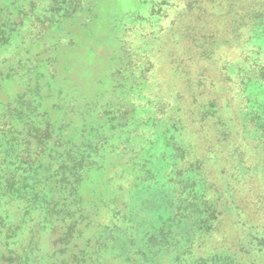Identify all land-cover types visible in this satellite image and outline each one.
Here are the masks:
<instances>
[{"label":"rangeland","instance_id":"obj_1","mask_svg":"<svg viewBox=\"0 0 264 264\" xmlns=\"http://www.w3.org/2000/svg\"><path fill=\"white\" fill-rule=\"evenodd\" d=\"M5 123L0 264H264V0H0Z\"/></svg>","mask_w":264,"mask_h":264},{"label":"trees","instance_id":"obj_2","mask_svg":"<svg viewBox=\"0 0 264 264\" xmlns=\"http://www.w3.org/2000/svg\"><path fill=\"white\" fill-rule=\"evenodd\" d=\"M6 126H7V123L3 124L2 129L0 130V156H1L2 152H5V149H6L5 144L9 141V139L7 140L5 138V134H6V132H8L7 131L8 129L7 130L5 129ZM4 164H5V160L0 158V166H2ZM2 169H4V168H2ZM3 176L5 177V174L2 173L0 175V177H3ZM5 181L8 183V181L6 179H5ZM78 186L80 187L79 183H78ZM83 186H84V184H83ZM78 189L79 188H77V192L73 191L74 197H72V199L74 201V204L79 206L78 209H81L83 205H85L87 202H89V199H88V196L86 194H84V193L81 194L80 192H78ZM4 194H7V193L5 192ZM41 201H43V203H45V201L43 199L42 200H36L37 207H43L44 204H41ZM39 209H41V208H39ZM0 210H2V209L0 208ZM0 231H2V230L0 229ZM153 237H154L153 235L152 236L150 235L148 238L152 239ZM11 254H13V255H11ZM11 254L4 256L3 253H0V256H1V258H8L11 261L15 260L16 258L18 259L21 256L20 255L21 253L17 254V252H15V253L13 252Z\"/></svg>","mask_w":264,"mask_h":264}]
</instances>
